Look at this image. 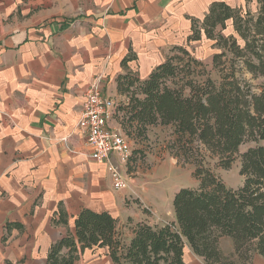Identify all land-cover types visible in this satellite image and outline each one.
Returning a JSON list of instances; mask_svg holds the SVG:
<instances>
[{"label": "crops", "instance_id": "0c3cea01", "mask_svg": "<svg viewBox=\"0 0 264 264\" xmlns=\"http://www.w3.org/2000/svg\"><path fill=\"white\" fill-rule=\"evenodd\" d=\"M220 1L242 12L251 1L257 5L256 0H0V264L44 262L52 243L74 233V219L85 207L111 213L124 229L146 220L127 202L130 188L114 187L108 168L127 174L131 158L120 165L114 153L101 161L90 154L76 124L83 93L101 76L102 94L115 106L116 99L125 102L118 77L146 78L174 47L191 43L193 20L200 23ZM109 123L120 127L114 117ZM186 248L191 250L187 243L188 264H205L192 250L198 259L188 258ZM74 264L113 261L106 248H86Z\"/></svg>", "mask_w": 264, "mask_h": 264}, {"label": "trees", "instance_id": "16d2710c", "mask_svg": "<svg viewBox=\"0 0 264 264\" xmlns=\"http://www.w3.org/2000/svg\"><path fill=\"white\" fill-rule=\"evenodd\" d=\"M256 1L254 12L215 2L200 23L193 20L188 42L202 35L210 39L220 50L212 56L216 66L226 52L232 55L233 72L221 83L201 79L203 62L183 46L174 47L146 78L118 77L127 100L115 107L113 117L123 132L144 138L150 124L168 125L170 153L194 166L197 185L182 186L172 195L174 220L131 223L128 218L127 235L117 217L85 207L74 219V233L52 243L45 261L37 264H74L86 248H106L113 264H188L186 243L205 264H226L219 243L228 237L235 261L251 264L253 252L264 257V145L240 153L243 182L236 188L207 165L212 159L227 168L241 143L264 140V0ZM239 61L263 79L259 93L235 76Z\"/></svg>", "mask_w": 264, "mask_h": 264}, {"label": "rangeland", "instance_id": "374dc122", "mask_svg": "<svg viewBox=\"0 0 264 264\" xmlns=\"http://www.w3.org/2000/svg\"><path fill=\"white\" fill-rule=\"evenodd\" d=\"M256 6V3L251 1L249 10L254 12ZM224 32H229V29H225ZM239 43H242L241 39ZM183 46L203 62L205 68L204 75L200 76L201 79L210 77L217 85L225 77H229L231 71L233 72L230 68L231 53L226 52L221 58L222 65L216 66L212 60V56L220 50L213 45L212 41L204 36L200 40L191 41V43L184 41ZM237 65L238 69L234 72L235 76L247 83L252 92L259 93L262 89L263 79L247 72L242 67L240 61L236 64V67ZM193 76L196 75L193 74ZM116 102L118 104L121 101L116 99ZM170 132V126L159 124H150L145 131L144 138L138 137L135 133L127 136L123 132L130 141L132 152L131 163L127 170V177L129 178L128 187L130 188V193L126 195L127 202L135 211L139 210L143 212L146 216V221L150 223L169 220L173 216L171 203L175 190L182 186L195 187L198 183V180H195L192 176L194 166L188 163L177 162V159L170 153L171 151L168 148V142L172 139ZM258 144L264 145V140H246L241 143L235 159L227 168L216 165L212 159L208 161L207 165L211 167L213 172L225 185L236 188L243 182V176L240 175V153L245 151L246 148ZM125 232L127 234L128 229H125ZM219 249L222 261L226 262V264H242L238 260L235 261V257L232 255L233 243L229 237L221 238ZM186 250L188 258L190 255V259L197 261L198 258L189 253L191 250L187 248ZM251 264H264V257L259 253L253 252Z\"/></svg>", "mask_w": 264, "mask_h": 264}, {"label": "built area", "instance_id": "2783aa9c", "mask_svg": "<svg viewBox=\"0 0 264 264\" xmlns=\"http://www.w3.org/2000/svg\"><path fill=\"white\" fill-rule=\"evenodd\" d=\"M83 94L82 110L76 124L84 133L92 158L101 161L114 153L118 163L125 165L132 154L130 141L121 127H114L109 123L116 106L111 98L102 94L101 76L89 83ZM108 168L116 189L128 187L126 173L113 165Z\"/></svg>", "mask_w": 264, "mask_h": 264}]
</instances>
